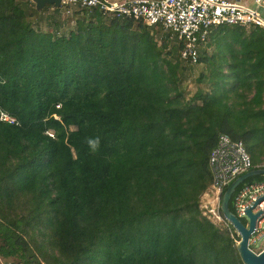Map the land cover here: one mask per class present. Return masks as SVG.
I'll return each instance as SVG.
<instances>
[{"label": "trees", "instance_id": "obj_1", "mask_svg": "<svg viewBox=\"0 0 264 264\" xmlns=\"http://www.w3.org/2000/svg\"><path fill=\"white\" fill-rule=\"evenodd\" d=\"M30 3L0 0V258L243 264L200 202L220 134L264 167V27L212 26L191 65L140 19L83 8L59 33Z\"/></svg>", "mask_w": 264, "mask_h": 264}, {"label": "built area", "instance_id": "obj_2", "mask_svg": "<svg viewBox=\"0 0 264 264\" xmlns=\"http://www.w3.org/2000/svg\"><path fill=\"white\" fill-rule=\"evenodd\" d=\"M264 10V2L257 0ZM62 14L71 15L73 10L95 8L103 13L119 17L140 19L154 29L161 28L174 35L181 43L180 57L191 65L198 62V49L206 43L209 30L220 24L264 27V20L258 7H246L237 0H61ZM0 119L13 122L4 112ZM50 134V132H48ZM211 174L209 205L201 207L203 215L214 225L226 227L235 246L239 233L223 218L220 201L223 190L237 176L252 169V162L240 140H233L220 134L216 145L208 157ZM264 195V180L242 185L233 196L236 216L244 225H249V217L244 209L253 204L256 198ZM254 214L262 211L255 220L254 229L248 236L247 246L255 253L264 249V197L251 208Z\"/></svg>", "mask_w": 264, "mask_h": 264}, {"label": "water", "instance_id": "obj_3", "mask_svg": "<svg viewBox=\"0 0 264 264\" xmlns=\"http://www.w3.org/2000/svg\"><path fill=\"white\" fill-rule=\"evenodd\" d=\"M35 4L37 10H41L46 5H51L53 8H58L60 6L61 0H32ZM264 175V167L252 168L243 174L237 176L231 183L227 186L225 191L221 195L220 201V211L223 218L239 233L240 239L238 244L235 246L236 250L240 256L243 264H264V249L259 253H255L250 250L247 246L248 236L254 229L255 220L257 216L262 212L260 209L254 214L251 213V207L256 204L264 195L259 196L255 199L253 204L248 208L244 209V213L249 217V225L246 227L241 219H239L236 214L230 210L229 201L235 192L236 188L246 181L250 177Z\"/></svg>", "mask_w": 264, "mask_h": 264}, {"label": "rangeland", "instance_id": "obj_4", "mask_svg": "<svg viewBox=\"0 0 264 264\" xmlns=\"http://www.w3.org/2000/svg\"><path fill=\"white\" fill-rule=\"evenodd\" d=\"M22 2H24V1H26V0H21ZM31 1V3H30V5H24V7H26L27 9H30L31 7L33 8V1L32 0H30ZM240 3H242V4H245V5H247V6H251V7H253V3H252V1H246V0H240ZM34 6H35V4H34ZM36 8V7H35ZM58 9L59 10H62V8L59 6L58 7ZM53 9L52 8H47V9H44L43 11H40V21H41V25H42V27H43V29H49V28H55L54 26H55V24H54V20H59V25L60 26H58L57 27V29H58V32L59 33H61V32H67V25H66V27L64 28V23L66 22V20L69 18V16L70 15H66V14H60V16L58 15V16H56V15H54L53 14ZM51 16H53V18H54V20H52L51 19ZM46 19L47 20H51V23L52 24H48L47 22H46ZM63 23V24H62ZM67 23V22H66ZM74 23V19L72 18L71 19V24H73ZM59 28H62V29H59ZM165 32V33H164ZM164 32H162V35L165 37V36H167L168 35V40H169V44H170V46L171 45H176V43H177V41H176V38H175V36L174 35H171V36H169V32L168 31H164ZM159 33V35H160V33L161 32H158ZM160 36H156V38L158 39V42H160V41H162V39L163 38H159ZM162 37V36H161ZM200 68H201V66H194V68H193V71L191 72V73H193L192 74V76L190 77V78H188L189 80H187L186 81V83H187V85H188V87L190 88V89H194V83H193V81H192V79H193V77H195L196 75H197V73H198V71L200 70ZM210 196L212 197V194L210 193ZM209 199H210V197H208L207 195H203V197H202V200H201V202H200V210H201V213H202V209H201V207H203V205H209L210 203H209ZM204 208V207H203ZM203 214V213H202ZM218 227V226H217ZM220 228H223L222 226L220 227ZM5 260L4 259H1L0 258V264H5Z\"/></svg>", "mask_w": 264, "mask_h": 264}, {"label": "crops", "instance_id": "obj_5", "mask_svg": "<svg viewBox=\"0 0 264 264\" xmlns=\"http://www.w3.org/2000/svg\"><path fill=\"white\" fill-rule=\"evenodd\" d=\"M238 1V3H240V0H237ZM246 1H252V3L254 4L253 5V7H251V6H247V5H245V4H242V3H240L241 5H244V6H246V7H251V8H254V7H258V9L260 10V12H261V15H262V18H263V20H264V10H263V8L259 5L258 6V4H257V0H246ZM260 1H262V2H264V0H260ZM60 12H61V10H59ZM70 19L68 20H66V22H69L70 23ZM64 23V28L66 27V25L68 24V23ZM63 24V23H62ZM71 24V23H70ZM59 29H62V28H59ZM67 29H69V27L67 26ZM198 66H201V68H200V70L202 69V65H200V64H198ZM199 70V71H200ZM2 259V258H1Z\"/></svg>", "mask_w": 264, "mask_h": 264}]
</instances>
